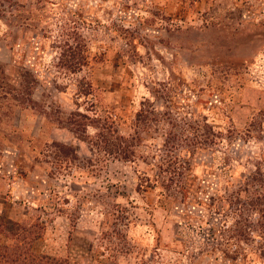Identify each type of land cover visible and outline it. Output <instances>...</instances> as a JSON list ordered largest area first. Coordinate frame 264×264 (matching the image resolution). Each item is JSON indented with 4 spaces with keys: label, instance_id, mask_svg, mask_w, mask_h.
<instances>
[{
    "label": "rangeland",
    "instance_id": "374dc122",
    "mask_svg": "<svg viewBox=\"0 0 264 264\" xmlns=\"http://www.w3.org/2000/svg\"><path fill=\"white\" fill-rule=\"evenodd\" d=\"M17 1L12 24L0 20V220L43 223L32 249L70 264H264L259 205L249 211L255 236L228 237L243 221L244 180L249 195L264 193V0ZM66 44L86 56L75 72L58 63ZM144 99L164 115L138 130L131 160L61 126L85 113L110 143L111 128H138ZM202 121L213 135L194 151L190 181L206 188L158 201L151 158L165 157L157 149L172 132L169 151L180 154L191 133L178 127ZM51 141L73 157L57 161Z\"/></svg>",
    "mask_w": 264,
    "mask_h": 264
},
{
    "label": "trees",
    "instance_id": "16d2710c",
    "mask_svg": "<svg viewBox=\"0 0 264 264\" xmlns=\"http://www.w3.org/2000/svg\"><path fill=\"white\" fill-rule=\"evenodd\" d=\"M22 7L17 0H0V20L4 22L5 25L9 27L12 24L11 18L16 17V12L18 11L17 7ZM67 46L63 49H60L58 54L59 57L58 63L68 69L70 72H75L80 69L82 65L86 64V56L84 53H81V46L74 45ZM75 48V50L73 49ZM67 52V53H66ZM23 75L30 76L27 70L22 71ZM20 82L21 90H28L29 84L25 78L23 82ZM90 84L88 81H83L80 85V88L77 94L86 97H89L90 94ZM29 91V90H28ZM159 93V90H155ZM25 95L23 93L19 97V101H26L33 105L28 96L22 98ZM31 105V106H32ZM153 105L147 99L142 100L139 103V108L136 110L134 115L133 124L137 126L133 130V134L129 133L125 136L117 134L116 129L111 128V142L107 143L105 135L102 132V128H97L96 121H99L97 118H91L87 114L82 112L71 111L63 120L61 126L67 128L72 132L77 138L83 140L87 143L93 144L95 147L105 154L111 153V156L123 159L131 160L135 156V148L140 144L141 138L139 136L138 130L147 129L152 123H155L157 114H161L158 111L153 109ZM161 115H164L162 112ZM52 119V118H51ZM54 119V118H53ZM169 123V121H168ZM185 126H179L177 133L181 136L186 137V133H191L190 139L191 142H188L187 146H183V151L179 152L180 154H175L169 151L174 148V140L177 139V135L174 132L171 133L169 137L164 136L161 141V146L158 150H161L160 153H156L157 160L154 162V156L151 158L150 164L157 168V174L154 178V185H158V201L166 203L175 199V195H178V198L184 200L189 195H192V199L198 198L196 195L199 193L196 191L200 186L206 188L205 183L206 179L201 178L196 184L193 181H190L191 176V165H192V156L195 150L199 146L207 143L208 139L211 140V135L213 132L205 122L196 123V126H192L187 122H184ZM87 126L94 127L97 131L93 135L86 133ZM173 126H176L173 123ZM178 126V125H177ZM187 126V127H186ZM199 128V129H198ZM50 146L53 148L54 155L59 161L62 158H72L74 155L73 149L66 144L51 141ZM202 149V148H201ZM149 180L147 177H142V181ZM247 179L244 180V187L242 188V198H237L239 201V207H241L242 213V223L236 225L232 231V234H229V238L233 240H247L250 239V236H255L252 234L251 227L248 225L250 222V206L259 205L257 209V216L263 218L261 224L264 225V193H254L252 195L248 194L247 191ZM143 184L139 183L138 187H142ZM200 191L203 189L200 188ZM191 193V194H190ZM195 197V198H194ZM254 197V198H252ZM201 202H203L201 200ZM44 230V224L38 220L32 222H26L21 220L19 222H13L9 219L0 220V234L10 240L9 244L0 243V264H70L69 260L66 257H57L49 255L46 253H37L32 249L33 241L40 237ZM230 231V230H229Z\"/></svg>",
    "mask_w": 264,
    "mask_h": 264
}]
</instances>
